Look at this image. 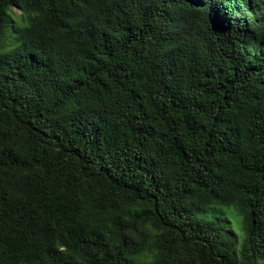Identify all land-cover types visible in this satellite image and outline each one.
Masks as SVG:
<instances>
[{"label":"trees","instance_id":"obj_1","mask_svg":"<svg viewBox=\"0 0 264 264\" xmlns=\"http://www.w3.org/2000/svg\"><path fill=\"white\" fill-rule=\"evenodd\" d=\"M0 264H264V0H0Z\"/></svg>","mask_w":264,"mask_h":264}]
</instances>
